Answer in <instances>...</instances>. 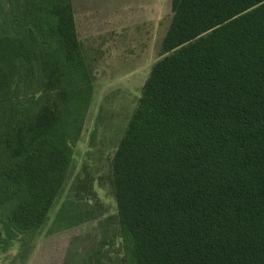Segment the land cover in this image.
I'll return each instance as SVG.
<instances>
[{
    "label": "trees",
    "instance_id": "1",
    "mask_svg": "<svg viewBox=\"0 0 264 264\" xmlns=\"http://www.w3.org/2000/svg\"><path fill=\"white\" fill-rule=\"evenodd\" d=\"M110 162L116 214L68 264H264V0H171ZM93 95L71 0H0V254L37 235Z\"/></svg>",
    "mask_w": 264,
    "mask_h": 264
},
{
    "label": "rangeland",
    "instance_id": "2",
    "mask_svg": "<svg viewBox=\"0 0 264 264\" xmlns=\"http://www.w3.org/2000/svg\"><path fill=\"white\" fill-rule=\"evenodd\" d=\"M93 95L67 181L31 241L0 264H68L116 214L110 162L171 20V0H71ZM69 252H71L69 254ZM73 256V255H72Z\"/></svg>",
    "mask_w": 264,
    "mask_h": 264
}]
</instances>
